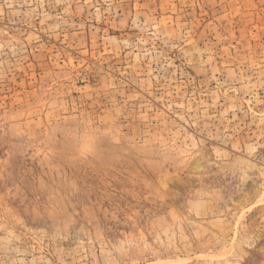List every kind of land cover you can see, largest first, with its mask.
Listing matches in <instances>:
<instances>
[{"label": "rangeland", "instance_id": "374dc122", "mask_svg": "<svg viewBox=\"0 0 264 264\" xmlns=\"http://www.w3.org/2000/svg\"><path fill=\"white\" fill-rule=\"evenodd\" d=\"M0 264H264V0H0Z\"/></svg>", "mask_w": 264, "mask_h": 264}]
</instances>
